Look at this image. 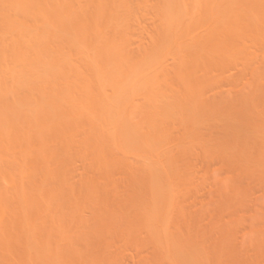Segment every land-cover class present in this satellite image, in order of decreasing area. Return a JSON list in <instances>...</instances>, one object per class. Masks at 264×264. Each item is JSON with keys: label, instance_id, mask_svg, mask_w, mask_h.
<instances>
[{"label": "bare ground", "instance_id": "bare-ground-1", "mask_svg": "<svg viewBox=\"0 0 264 264\" xmlns=\"http://www.w3.org/2000/svg\"><path fill=\"white\" fill-rule=\"evenodd\" d=\"M0 264H264V0H0Z\"/></svg>", "mask_w": 264, "mask_h": 264}]
</instances>
